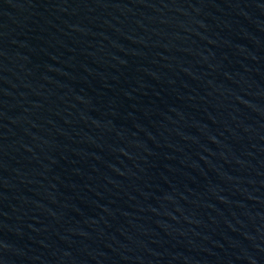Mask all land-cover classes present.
Segmentation results:
<instances>
[{
  "label": "water",
  "instance_id": "water-1",
  "mask_svg": "<svg viewBox=\"0 0 264 264\" xmlns=\"http://www.w3.org/2000/svg\"><path fill=\"white\" fill-rule=\"evenodd\" d=\"M0 264H264V0H0Z\"/></svg>",
  "mask_w": 264,
  "mask_h": 264
}]
</instances>
